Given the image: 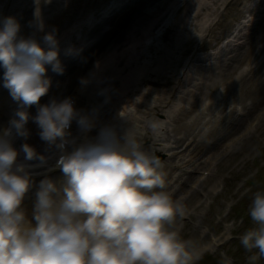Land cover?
<instances>
[{
  "label": "clouds",
  "instance_id": "9594fccd",
  "mask_svg": "<svg viewBox=\"0 0 264 264\" xmlns=\"http://www.w3.org/2000/svg\"><path fill=\"white\" fill-rule=\"evenodd\" d=\"M19 31L14 17L0 20L2 86L17 103L9 127L0 131V264H195L200 255L176 226L184 209L166 190L161 159L112 124L90 138L97 113L77 111L70 97L40 104L52 85L49 67L57 75L65 70L59 43L54 33L44 35L42 46L18 38ZM30 118L40 139L59 151L54 168L63 173L62 183L40 180L31 220L23 203L33 187L32 170L47 165L48 157L25 143L24 160L37 163H19L11 143L13 135L28 137ZM73 121L79 143L70 138ZM151 128L159 134V124ZM248 213L256 227L241 244L258 253L251 259L264 258V190L254 193Z\"/></svg>",
  "mask_w": 264,
  "mask_h": 264
},
{
  "label": "rangeland",
  "instance_id": "374dc122",
  "mask_svg": "<svg viewBox=\"0 0 264 264\" xmlns=\"http://www.w3.org/2000/svg\"><path fill=\"white\" fill-rule=\"evenodd\" d=\"M225 7L226 5H222L219 9L218 16L215 15H209L207 11L200 13L202 17H206L208 19L215 18L216 20H222L224 18V21L226 23H234V14L230 13L229 16H225ZM194 14V12H193ZM192 14V16H193ZM223 15V16H222ZM200 17L195 16L192 17L190 20V25H192V28L190 27V31L188 32L187 36L189 41L192 40L196 36V31H193V25L196 21H198ZM214 28V31L212 34L209 35V37H206L202 40L201 43H205V41H209L212 43L211 46L207 47V50H204L202 47H198V43H192L190 44V49L194 50L199 48L200 52L199 54L202 55V53L211 52L214 49L217 48L221 37L219 39H216V37L220 34V30H216V28L212 25ZM124 30V29H123ZM213 30V29H211ZM174 31L172 32V34ZM169 34V35H172ZM186 36V37H187ZM171 37V36H170ZM169 37V38H170ZM174 35L172 38L167 39L166 42L171 44L173 42ZM185 41V40H184ZM184 43V42H183ZM263 44V42H262ZM261 44L256 45L257 48H259ZM243 49H240L239 51H242ZM261 50V49H260ZM244 52V50H243ZM246 55H249L248 53ZM185 57V58H184ZM186 59V55H183L181 57V62H183ZM173 61V60H172ZM166 66L170 65L168 62V59L166 61ZM234 67H237V64L234 65ZM232 68V67H231ZM212 71L211 70H204L201 72H198L193 80H196L197 82L200 77L208 80L209 83L212 84ZM231 71L221 78L217 79V83L215 85H218V87L214 90H209V94H207V97L204 98L200 102V108L201 109H209L213 111H218L217 117L220 119L224 115V109L232 106H247L249 107L250 101L248 100L247 96L251 93L255 95L257 91L261 90V93H264V87L260 88L262 81L260 80L259 73L256 74L257 79H251L247 85L246 94L243 102H241L235 94H232L231 96L227 97V94L233 93L236 89H241L240 84H235L234 86H231L229 81H232V78H227L231 75ZM3 74H0V81H2ZM192 77V74L188 77L190 79ZM162 78V77H161ZM189 82V81H188ZM200 82V81H199ZM2 85V83H0ZM196 85V83H193ZM193 87L192 84H187L186 89L188 87ZM229 86V90L233 89L232 91H227L225 93L224 89ZM251 86V88H250ZM260 88V89H259ZM158 90V88H155ZM167 88H162L160 91L165 92ZM208 89V88H207ZM154 90V88H152ZM183 89H180L179 92L182 95ZM198 92H202L206 94L204 91V87L202 90H197ZM155 94H152L153 96ZM216 98V104L214 106H210V99ZM149 100H154L153 97H150ZM191 101H195V99L191 98ZM264 101V98L263 100ZM259 105L256 107L258 108ZM197 108L194 109V112H196ZM136 115H139L136 113ZM161 116V114H160ZM188 116V115H186ZM233 116V115H232ZM230 116V117H232ZM189 117V116H188ZM201 118V117H199ZM264 118V117H263ZM206 120L209 118L206 117ZM197 123V124H196ZM195 124L197 127H193L192 130L194 131V128L198 130H208L210 131L211 137L209 139H205V142L208 144H205L204 151H202L203 155L206 154L209 151H214L217 143H225L230 137V135L234 134L235 131H228L226 130L227 124L217 126V134H222L219 137H225L224 141L217 142L216 136H213L215 126H205L206 123H204V120L197 121ZM262 127L259 128L257 132L254 134L248 136L243 141L239 142L235 147L230 151V153L221 159V162L219 164V167L217 171L213 174L212 177H210L202 187H200L199 191L202 192V195H196L186 202L185 206L187 209H190L189 212H191L192 206L196 205L197 203L200 204V207L192 213V216L189 218L188 222L184 223V227L182 229V232L180 233L181 238L185 241L190 242L192 249L194 250L200 242H197V240L201 241V248H209V240L210 237H212L213 234H208L205 236L200 237L203 231V228L205 226L212 227V222L219 221L222 219L221 212L224 207L228 205V203L232 206L233 210L230 213V216L228 217L226 222L230 223L231 220L235 221V224L233 227H231L232 235H243L247 230L250 228L256 227V224L251 220L248 209L251 205L254 193L260 190H264V120L262 122ZM129 132H133V134L136 136L137 140L141 145H145L148 143L147 141V135L145 134V131H141L139 135L142 139H139L137 135V129H131ZM148 133L150 136L149 142L151 143L153 141V137H155L154 132L151 129H148ZM177 133V132H176ZM175 133V135H176ZM230 136V137H229ZM212 146L211 148H208V146ZM205 158V157H204ZM203 158V159H204ZM184 161V160H183ZM182 161V162H183ZM182 162L173 161L171 158L168 162H163L165 167L170 164L171 166H177L181 164ZM204 166V163L201 164L198 168L195 169V172L187 179L185 186L193 179V177L196 175V173L201 170ZM219 189L220 193L216 198H213V190ZM210 203V205L207 207V204ZM29 208V207H28ZM224 221V222H225ZM215 230H218L217 227L214 228ZM220 235L218 238V243H223L221 246L222 248L219 251H213L206 253L202 259H200L196 264H264V258H258V259H251V257L255 254V252H249L245 250L243 245L241 244V241H235L229 239V231H227L226 225L223 227H220ZM214 237V235H213ZM193 241H196L195 244H193Z\"/></svg>",
  "mask_w": 264,
  "mask_h": 264
},
{
  "label": "bare ground",
  "instance_id": "6f19581e",
  "mask_svg": "<svg viewBox=\"0 0 264 264\" xmlns=\"http://www.w3.org/2000/svg\"><path fill=\"white\" fill-rule=\"evenodd\" d=\"M22 2L19 4V6H15L14 8L12 7V3L10 4V7L8 8V14H17L16 15V20L18 21V23L20 24V31L18 33V38H33L35 39L37 42H40V38L44 36V34L46 32H51L55 29L58 28H62L68 24H71L72 22L76 21L78 19V15L79 12H81V9H78L75 5L73 7V11L71 14H66L63 12V10L57 9L56 8V3L55 2H51L48 5L44 6L43 4L45 3V0H21ZM69 1V0H68ZM66 1V2H68ZM153 0H140L137 1L134 4H131V6L129 7L130 10V15L124 20L123 23L117 25L114 33H104L101 37V39L98 41L99 43L95 44L88 52L84 53L81 57L77 58L74 57L72 59H68L70 55H74V51H71L69 53V50L66 51L65 54H59V59L61 60V63L64 66V73L62 75H57L55 73H53L49 67V70L47 72V75L51 78L52 83L55 81L57 82L58 80H60L61 78L70 75L71 71L73 70H80V69H87L90 65L91 62L95 61V58L97 57V55L103 50H99L98 49L101 46L106 45L107 43H109V41L117 36L118 34H120V36L117 38L116 42H112L109 45H107V47L103 50V52L112 49L115 46H120L122 44V42L124 41L123 37L121 39V33H122V29L124 27H126L128 24V28H132L134 25L131 24L135 19L132 20L133 16L135 15V13H138L140 8L143 7L145 5V3L147 2H152ZM80 2L85 3V7L87 8V10H91L94 9L96 7V5H98L100 3V1L97 2V0H80ZM264 2V0H263ZM233 5H237V4H233ZM13 8V10H12ZM251 12L249 13L251 16H258L259 12L256 10V7L251 8ZM7 10V9H6ZM128 10V11H129ZM85 12V11H84ZM116 24V19H111L107 22L108 26H115ZM127 28V29H128ZM54 33V31L52 32ZM247 33V31H246ZM123 36V35H122ZM241 37L245 38L247 41V46L245 49H247L246 53H249L251 55H245L246 53L243 52V54L237 55L235 58L231 59V61L234 62V64L236 63H244V65L246 67H248V69H241L240 70V78H239V84H241V89H236L234 91L233 94H235L239 99H241L240 101L243 102L244 98H245V94H246V89H247V85L249 83V81L251 79H257L255 71L258 69V63L255 61L252 63L251 61V57H254L255 60H260L261 57L264 56V44L263 47H261V50L259 49H255L252 47L253 42H256L258 39L260 41L264 40V30H260V32L258 33V37H253V39H251L250 35H244L241 34ZM264 42V41H263ZM112 60L117 62L120 60H124L125 64L128 67V71H127V75L124 79L125 83L128 86H134L136 88V86L138 87L139 85H149L151 83H153L152 80H150L151 75H153L152 71L149 72V63L148 62H135V60L133 58L131 59H125L123 57V55H110ZM139 57V56H138ZM138 59V58H137ZM210 59H215L217 62L211 67V71H212V84L208 83V80L205 79V81L203 80L202 77H200L201 79H199V83H198V87L196 88V92L192 95L195 99H199L201 97L204 96V93H202L201 91L198 92L197 90H200L202 87H204V89H211L213 87H215V83H217V79L221 78L222 76L226 75L227 73H229L231 71V67H229V62L226 59H222V58H218V57H207L204 58L203 60H201V62L205 63L208 62ZM144 64H146V66H144ZM253 65V67H251ZM143 66V67H142ZM148 67V70H147ZM152 70V67L150 68ZM146 70V71H145ZM234 70V68H233ZM72 71V72H73ZM141 72H146L148 74V78H142V73ZM136 74H138V76L136 77ZM113 77L108 76L104 79H102L100 82L97 83L96 87L98 90V95H97V101L96 103L93 105V107L91 106H86L81 108V110H83L84 114L87 113H91L93 110L96 111L97 113V121L99 120V117H101L103 114L105 113H109L112 109L113 106V96H115L116 94V90H117V86H115V83L112 79ZM85 80L87 81V78H85ZM164 80L168 81L167 78L165 77ZM194 81V80H193ZM54 82V83H55ZM264 82V80H263ZM53 83V84H54ZM88 83V81H87ZM52 84V85H53ZM51 85V86H52ZM262 87H264V83H261L260 85ZM86 88H88V86H86ZM259 88V89H260ZM94 90V88L92 89ZM261 90L257 91L254 96V94H250L247 96V98L251 101V105L252 107H255L257 104L260 105L261 104V100L263 99V95L264 93L260 92ZM190 95L188 93H185L183 97H189ZM182 97V99H184ZM191 97V96H190ZM159 102L161 104H167L166 99L164 97H160L159 98ZM82 103V100L81 102ZM80 103L76 106V110L78 109V107L80 106ZM190 102H188L189 105ZM179 105V103L177 104ZM169 106L170 110L165 112V115L167 117H169L171 119V121L175 122V123H179V130L177 132V134H180L184 137H188L190 135H192L195 138V142L197 140V155L193 158V163L192 165H197L199 166L201 164V156L200 158H198L197 156L201 154L202 151H204L205 146V139H209L211 137V133L209 132H204V133H200L198 132H194L192 130V128L194 127V123L199 119V118H195L193 117L190 113L192 112V107H185V106ZM181 107V108H178ZM0 108L3 110V108H5L6 110H8L11 113H15V111L17 110V103L15 101L12 100L10 94L8 93L7 95H5L4 97L0 95ZM9 108V109H7ZM245 110L247 111L244 115V117L242 119H238V118H231L227 124L226 130L229 129V131H234L237 129V127L247 118L251 115L252 111L250 108H245ZM181 111H186L187 114L189 115V120L188 118H184L187 117L186 114L182 116V118H180V112ZM204 109L201 113V115L205 114L204 113ZM175 113L177 115H174L172 113ZM29 113H30V117H34L37 113V108L35 107L34 110L32 111V108H29ZM207 115V114H206ZM1 120V119H0ZM1 122V121H0ZM98 124H100L99 122H97V126L96 128H94L89 134V137H95L98 132ZM208 125H214V122L211 121V119H209L208 121ZM27 128H30L31 132L33 134H35V131L33 128H35V122L30 118L28 121V124L26 125ZM76 129L78 130V127H76ZM94 132V133H93ZM217 135H221L217 134V131L214 132L213 136H217ZM31 139H34L33 137ZM222 139L219 138L217 141H220ZM38 147H33L31 145V147H33L34 149L39 148L40 146H44L46 145V142L42 141L40 139V136L38 137ZM30 141V140H29ZM184 144V143H183ZM208 148H211V145L208 146ZM178 156V154H177ZM61 173V171L59 172V174ZM172 173L168 174L166 173V185L169 184V180H170V175ZM40 180H35L33 181V189L34 191H37V187L39 184ZM35 200H32L31 202H25L23 203V207L32 204L31 209L28 210L27 215L28 218L31 220V214H32V209H33V204H34Z\"/></svg>",
  "mask_w": 264,
  "mask_h": 264
}]
</instances>
